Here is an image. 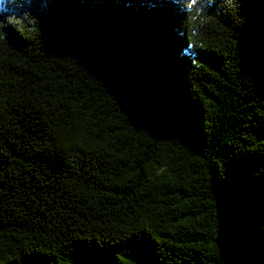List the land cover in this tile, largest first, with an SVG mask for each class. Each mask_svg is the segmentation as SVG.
<instances>
[{"label": "trees", "instance_id": "trees-1", "mask_svg": "<svg viewBox=\"0 0 264 264\" xmlns=\"http://www.w3.org/2000/svg\"><path fill=\"white\" fill-rule=\"evenodd\" d=\"M187 5L0 0V264H264V0Z\"/></svg>", "mask_w": 264, "mask_h": 264}, {"label": "clouds", "instance_id": "clouds-1", "mask_svg": "<svg viewBox=\"0 0 264 264\" xmlns=\"http://www.w3.org/2000/svg\"><path fill=\"white\" fill-rule=\"evenodd\" d=\"M195 3H196V0H188V5H187V7H188V11H189V12L192 11V5H194ZM191 19L195 21V20L198 19V16H192ZM190 32H191V35H192V36H196V35H198V33H196V32H192V31H190ZM189 47H192V44H189Z\"/></svg>", "mask_w": 264, "mask_h": 264}]
</instances>
